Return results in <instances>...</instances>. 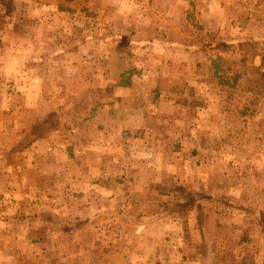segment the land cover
<instances>
[{
  "label": "rangeland",
  "instance_id": "rangeland-1",
  "mask_svg": "<svg viewBox=\"0 0 264 264\" xmlns=\"http://www.w3.org/2000/svg\"><path fill=\"white\" fill-rule=\"evenodd\" d=\"M43 1L50 8L23 23L42 37L32 53L51 58L49 78L35 79L31 61L0 77V196L11 195L0 202V264H264V104L244 138L210 129L203 105L219 92L202 84L209 49L238 48L260 58L249 84L264 98V0ZM19 7L0 0V64ZM193 73L200 87H188ZM53 82L58 92L43 94ZM116 102L131 109L100 110ZM197 131L208 140L191 142ZM38 134L78 156L51 164L65 191L44 179L43 160L35 168ZM182 150L200 154L195 167L172 162ZM18 186L41 201L18 203Z\"/></svg>",
  "mask_w": 264,
  "mask_h": 264
},
{
  "label": "crops",
  "instance_id": "crops-1",
  "mask_svg": "<svg viewBox=\"0 0 264 264\" xmlns=\"http://www.w3.org/2000/svg\"><path fill=\"white\" fill-rule=\"evenodd\" d=\"M15 1L20 4L18 11H19V18L21 19L20 20L18 19L19 23L17 24L13 23L14 34H15L14 39H12L9 42H6L5 40L3 41V44L5 42L7 46H13V52L11 55V59L5 57L6 58L5 60H1L2 63L0 64V77L11 76L13 78H16L18 77V75L22 76L21 71L27 65L26 63L31 61L32 63L34 62V64H37V67L35 66L37 69L36 71H34L32 76H34L35 79H39L45 82L51 74V65H50L51 58H48V56L40 57V55H36V53H32L36 46H39L41 43H43L41 41L42 37L41 38L36 37L34 31H30V30H35V28L33 26L29 27V25H26L23 22L28 21L29 23L31 18H33V14L35 13L36 7L44 10L46 8H50V6L47 5L46 2H44L43 0L41 1L15 0ZM62 10L63 8H61L58 5L57 11L59 14H61ZM40 26L41 29L48 28V27H44V24ZM216 51L218 50L209 49V54L208 55L206 54L205 60L203 62L205 76H206V77L203 76L205 83L202 82V84L204 88H207L206 82H209L211 85H213V87L216 90L214 91V93L219 92L217 99H213L209 105L206 104L203 105L205 111L207 112V117H209L207 119V123L210 129L215 125H218L221 128H225L226 131L229 132V134L232 135L235 132L236 135H239L240 137L244 138L248 134L252 133L253 130L250 128L248 133H241L242 127H244L245 124H250L253 118H255L254 120H257L258 118L261 117L263 113L261 112V114H258L256 110H260V105L262 106L264 104V98L261 96L254 100L253 96L254 93H256V91L253 89L251 90L249 84V81L252 78V73L253 74L258 73V67L261 61L260 58H255L253 59V61L243 59L242 50L241 52H238V48L228 51L219 50L218 54L214 53ZM195 65H193V68L195 67ZM17 73L18 75L16 76ZM193 74L195 76H190L191 78L187 79L188 87H193V86L194 88L200 87L198 85L200 82V79H198L199 78L198 74L197 73H193ZM51 88H54V91L58 92L59 87L56 82H53L51 84L47 83V87L42 85L40 89L43 94H52L54 92ZM251 93L252 96L250 95V99L246 100V97L249 96V94ZM113 107H122L123 110L131 109V107L124 102H116L115 104H112L111 106H105L104 108L103 105H101L100 110L102 112L111 111ZM117 116L120 117L119 114H117ZM123 117H126L128 120L131 117V114L123 112ZM215 121L218 123H214ZM9 122L11 123L10 125L12 129H16V130L19 129L18 127L20 122L18 116L13 117ZM208 125L206 126V128L208 129L204 131V135L209 130ZM208 136L207 135L206 137L203 135L201 136L197 131V133H192L190 137V141L193 143H199V141L208 140L209 138ZM33 141H34V145L32 149L33 151L31 153L32 154L31 159H33V163L35 164V166H37L35 168L40 169L39 163L41 162V160H43L45 164L44 166L45 173L43 177L44 179H46L45 176L49 178L50 180L49 185L51 187L55 185V190L58 189L60 191L61 190L65 191L66 189H68L66 188L68 186L66 183H62L61 181L56 182L54 181L55 178L53 179L54 182L52 181V176L54 175V171H53V166H51V164L60 163V162H56V159H58V157L62 159V163H67V162L71 163L78 156H76L74 159L73 155H70V152L67 151V149H64L63 152L57 151L56 143H58L59 140L57 139L53 140L50 136H47V134L45 135L38 134L36 137L33 138ZM41 146H43V148ZM209 152L210 151L208 150H204L202 151V153L201 152L200 153L203 155V157H205L206 155H209ZM198 154L199 153L195 150L193 152H189V151L183 152V150L178 151L176 152V155L173 156L172 162L178 159L176 161V166L178 165L182 166V162H184V165L186 164L184 168H187V164H189L190 167L192 168L195 167L193 162H197L200 160L199 159L200 154L199 155ZM69 157L72 158L70 159ZM78 165L80 168L83 165V163L77 162V166ZM65 170H66L64 172L65 174L71 173L70 168H68L67 170V168L65 167ZM196 170L199 171V168ZM203 170L209 171L210 167L204 166ZM78 171L82 172L78 169L74 170L73 172L77 174ZM35 173L38 174L39 171H35ZM160 182L161 180L159 179V183ZM2 188H3L2 183H0V190ZM10 190H12L11 191L12 195L14 194V196H17V198L19 199L18 203H20L22 200L26 201L28 199L35 200L33 201L34 204L39 203L38 202L39 200L41 201V198L38 196V193H36L37 195L35 194V196H32L31 194H27L23 192L24 190L21 186H18L17 188L12 187L10 188ZM1 193H4V190L1 191ZM10 196H11L10 193H6L5 197L0 196V202L7 201L8 197ZM46 199L47 197H44L42 200H46Z\"/></svg>",
  "mask_w": 264,
  "mask_h": 264
},
{
  "label": "built area",
  "instance_id": "built-area-1",
  "mask_svg": "<svg viewBox=\"0 0 264 264\" xmlns=\"http://www.w3.org/2000/svg\"><path fill=\"white\" fill-rule=\"evenodd\" d=\"M261 70H262V72L264 73V61H263L262 64H261Z\"/></svg>",
  "mask_w": 264,
  "mask_h": 264
}]
</instances>
